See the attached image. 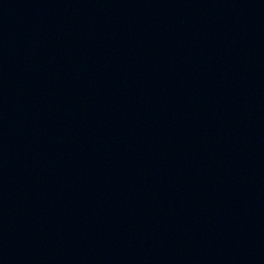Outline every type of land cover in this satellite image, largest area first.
I'll use <instances>...</instances> for the list:
<instances>
[{
  "label": "water",
  "instance_id": "95a60500",
  "mask_svg": "<svg viewBox=\"0 0 264 264\" xmlns=\"http://www.w3.org/2000/svg\"><path fill=\"white\" fill-rule=\"evenodd\" d=\"M0 264H264V0H0Z\"/></svg>",
  "mask_w": 264,
  "mask_h": 264
}]
</instances>
